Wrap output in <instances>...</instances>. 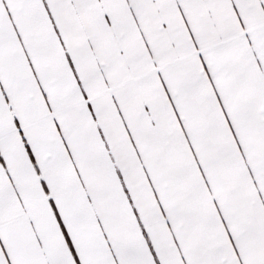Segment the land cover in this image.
Wrapping results in <instances>:
<instances>
[{
  "label": "snow or ice",
  "instance_id": "snow-or-ice-1",
  "mask_svg": "<svg viewBox=\"0 0 264 264\" xmlns=\"http://www.w3.org/2000/svg\"><path fill=\"white\" fill-rule=\"evenodd\" d=\"M0 264H264V0H0Z\"/></svg>",
  "mask_w": 264,
  "mask_h": 264
}]
</instances>
